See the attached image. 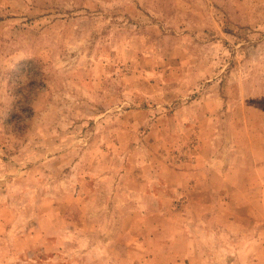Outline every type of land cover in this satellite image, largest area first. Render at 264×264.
I'll return each instance as SVG.
<instances>
[{"label":"rangeland","instance_id":"rangeland-1","mask_svg":"<svg viewBox=\"0 0 264 264\" xmlns=\"http://www.w3.org/2000/svg\"><path fill=\"white\" fill-rule=\"evenodd\" d=\"M259 242L264 0H0V264Z\"/></svg>","mask_w":264,"mask_h":264},{"label":"crops","instance_id":"crops-1","mask_svg":"<svg viewBox=\"0 0 264 264\" xmlns=\"http://www.w3.org/2000/svg\"><path fill=\"white\" fill-rule=\"evenodd\" d=\"M247 247H249V244L247 245ZM258 247H259V249H260V247L262 249H264V242H262L261 244L259 242L258 243ZM244 252H245V254H244L245 256H243V258H245L246 260H250L252 258V260H251V262L249 264H264V259L263 258H260L259 256L256 257V258L252 257L255 252L251 254L249 249H245Z\"/></svg>","mask_w":264,"mask_h":264}]
</instances>
